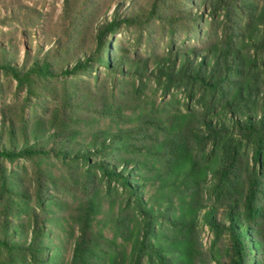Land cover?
Segmentation results:
<instances>
[{"label":"trees","instance_id":"16d2710c","mask_svg":"<svg viewBox=\"0 0 264 264\" xmlns=\"http://www.w3.org/2000/svg\"><path fill=\"white\" fill-rule=\"evenodd\" d=\"M91 2L64 0V23ZM110 2L94 48L60 71L56 49L38 45L19 65L18 42L0 43V74L20 85L104 73L112 86L110 96L86 92L78 107L91 112L87 120L55 123L57 106L51 122L17 130L4 115L0 164L81 161L122 191L108 208L87 198L53 220L73 240L70 264H264V0ZM153 24L164 34L162 53L131 58L119 43L112 48L122 29L142 38ZM7 194L0 172V197ZM1 224V248L49 264L43 220L33 216L24 241L20 224Z\"/></svg>","mask_w":264,"mask_h":264},{"label":"rangeland","instance_id":"374dc122","mask_svg":"<svg viewBox=\"0 0 264 264\" xmlns=\"http://www.w3.org/2000/svg\"><path fill=\"white\" fill-rule=\"evenodd\" d=\"M108 1L92 0L84 9L77 7L76 18L64 23V0H0V15L6 19L5 23H0V43L4 44L9 37L18 42L19 65L23 64L26 53L35 55L38 45L45 50L56 49L57 57H53V63L60 71L63 66L73 63L76 54L94 48L95 26L106 13ZM117 3L118 0L110 2L113 7ZM31 36H34V42H31ZM138 36L135 29H122L109 41L114 51L119 43L131 58H147L152 51L162 53L164 34L158 25L153 24L142 38ZM183 37L181 34L178 41H183ZM196 44L197 41H190L187 45ZM111 88L104 73L99 80L93 74H86L72 78L57 76L48 81L37 79L22 85L11 76L0 74V120L5 115L15 123L17 130H30L38 121L51 122L57 106L61 112L55 123L87 120L92 118L91 112L82 105L78 107L79 102L87 97L86 92L110 96ZM67 101L66 108L62 103L67 105ZM105 123L108 122L102 121L101 127H105ZM79 124L86 130L83 121ZM0 172L10 187V194L0 197V226L5 220H9L12 226L20 224L22 230L18 237L24 241L22 238L28 235L32 218L37 215L44 222L46 240L51 246L49 264H70L73 251V240L67 228L59 226L54 219L68 216L87 198H98L108 208L123 196L115 184L104 181L97 169H89L81 161H63L55 156L21 158L14 162L3 161ZM40 185L44 188L42 205L35 198ZM206 237L208 241L209 236ZM0 264H29V260L25 254L0 247Z\"/></svg>","mask_w":264,"mask_h":264}]
</instances>
